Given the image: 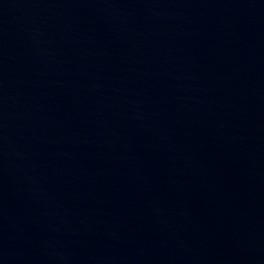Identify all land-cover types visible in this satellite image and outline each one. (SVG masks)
<instances>
[{
    "label": "water",
    "instance_id": "1",
    "mask_svg": "<svg viewBox=\"0 0 264 264\" xmlns=\"http://www.w3.org/2000/svg\"><path fill=\"white\" fill-rule=\"evenodd\" d=\"M0 264H264V0H0Z\"/></svg>",
    "mask_w": 264,
    "mask_h": 264
}]
</instances>
